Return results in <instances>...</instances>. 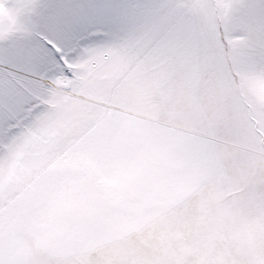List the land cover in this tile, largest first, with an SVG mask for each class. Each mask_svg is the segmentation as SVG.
Returning a JSON list of instances; mask_svg holds the SVG:
<instances>
[{
  "label": "snow or ice",
  "instance_id": "1",
  "mask_svg": "<svg viewBox=\"0 0 264 264\" xmlns=\"http://www.w3.org/2000/svg\"><path fill=\"white\" fill-rule=\"evenodd\" d=\"M0 264H264V0H0Z\"/></svg>",
  "mask_w": 264,
  "mask_h": 264
}]
</instances>
